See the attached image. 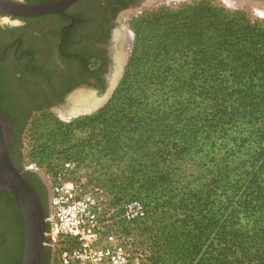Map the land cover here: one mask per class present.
Listing matches in <instances>:
<instances>
[{"label":"trees","instance_id":"16d2710c","mask_svg":"<svg viewBox=\"0 0 264 264\" xmlns=\"http://www.w3.org/2000/svg\"><path fill=\"white\" fill-rule=\"evenodd\" d=\"M211 24L230 31L233 23ZM250 32L208 40L253 44L248 54L224 59L231 65L220 77L232 82L198 85L199 71L170 66L183 57L174 50L145 69L136 97L149 86L150 97L122 108L124 128L138 136L141 167L150 163L154 179L168 185L172 238L183 241L191 264H264V50L254 49L262 35Z\"/></svg>","mask_w":264,"mask_h":264},{"label":"rangeland","instance_id":"374dc122","mask_svg":"<svg viewBox=\"0 0 264 264\" xmlns=\"http://www.w3.org/2000/svg\"><path fill=\"white\" fill-rule=\"evenodd\" d=\"M211 19H228L233 23L232 30L221 24L212 25ZM44 25L43 29L53 27L50 23ZM34 28L31 32L37 34L40 27ZM119 28L128 34V49L121 78L106 102L90 112H74V106L53 103L45 108L40 97L23 104V120L16 123L22 131L24 164L38 169L51 190L62 183H71L79 193L100 194L109 209L112 229L153 263L191 264L183 241L172 238L168 185L159 175L154 179L155 169L150 163L141 167L138 136L134 128H124L122 108L150 97L153 89L150 86L146 94L136 97L145 69L159 65L154 62L158 55L177 54L174 50L181 51L183 57L170 66L199 71L198 85L221 86L232 82V77H220V69L231 65L224 59L248 54L253 44L234 41L231 46L234 43L235 46L231 47L208 40L225 34L235 38L252 30L262 35L258 36L261 40L254 49L264 50V10L228 0H166L137 11L133 19H122ZM177 41L181 42L179 47H175ZM210 52L215 55L204 56ZM128 74L127 89L119 92ZM7 88L4 87V96L8 98L11 91ZM81 95L89 103L103 97L97 92L95 99L87 93ZM5 107L14 116L8 100ZM135 203L142 206L143 214L128 218L129 206ZM44 249L46 253L49 249L50 263L52 248L44 246Z\"/></svg>","mask_w":264,"mask_h":264},{"label":"flooded vegetation","instance_id":"af4514ba","mask_svg":"<svg viewBox=\"0 0 264 264\" xmlns=\"http://www.w3.org/2000/svg\"><path fill=\"white\" fill-rule=\"evenodd\" d=\"M49 1L26 0L31 5ZM158 1L166 0H74L57 13L33 17L0 11V103L15 126L9 154L14 165L26 171L46 208L52 190L38 169L24 164L22 131L16 123L23 120V104L40 97L45 108L48 103L69 107L72 95L84 87L105 95L128 47L119 28L122 19H133L137 11ZM45 23L53 27L43 29ZM38 26L41 34L32 33ZM5 86L11 91L8 98ZM7 100L14 116L8 114ZM23 236L25 246L14 196L0 192V264H23Z\"/></svg>","mask_w":264,"mask_h":264},{"label":"built area","instance_id":"2783aa9c","mask_svg":"<svg viewBox=\"0 0 264 264\" xmlns=\"http://www.w3.org/2000/svg\"><path fill=\"white\" fill-rule=\"evenodd\" d=\"M139 203L129 206L128 218L142 215ZM109 209L100 194L79 193L73 184L52 190L45 247L49 264H155L118 235L109 224Z\"/></svg>","mask_w":264,"mask_h":264},{"label":"water","instance_id":"95a60500","mask_svg":"<svg viewBox=\"0 0 264 264\" xmlns=\"http://www.w3.org/2000/svg\"><path fill=\"white\" fill-rule=\"evenodd\" d=\"M74 0H52L38 5H31L26 0H0V11L11 16L33 17L57 13L69 6ZM233 4H246L264 10V0H228ZM128 47L124 50L122 61L118 64L114 79L110 82V89L100 100L94 101L92 106H78V111H94L106 102L116 87L122 75V63ZM87 93L93 99L96 92L84 87L76 91L70 98V106L85 100L81 95ZM91 93V94H89ZM86 96V94H85ZM91 98V97H90ZM86 110H81L85 109ZM14 123L4 114L0 103V192L12 194L23 218L25 230V246L23 264H46L45 238L47 228L46 207L35 185L29 180L26 171L17 168L9 154L15 134ZM51 201V199H50ZM50 207V203H49Z\"/></svg>","mask_w":264,"mask_h":264},{"label":"bare ground","instance_id":"6f19581e","mask_svg":"<svg viewBox=\"0 0 264 264\" xmlns=\"http://www.w3.org/2000/svg\"><path fill=\"white\" fill-rule=\"evenodd\" d=\"M122 38H124V39L127 40V38H129V37H128V34H127V33L124 34V36H123ZM128 40H129V39H128ZM84 101H86V102H84ZM84 101H83V102H80L79 105H78V104H75L74 107H73V111H74V112L78 111V109H76L78 106H81V107H86V106H88V108H89V106H92V105H93V101H92L91 103H89L90 100H88V99H85ZM81 110H86V108H85V109H81Z\"/></svg>","mask_w":264,"mask_h":264}]
</instances>
